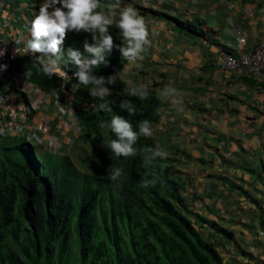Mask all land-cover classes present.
Listing matches in <instances>:
<instances>
[{"label":"crops","instance_id":"0c3cea01","mask_svg":"<svg viewBox=\"0 0 264 264\" xmlns=\"http://www.w3.org/2000/svg\"><path fill=\"white\" fill-rule=\"evenodd\" d=\"M128 6L144 18L150 43L141 68L129 70L125 63L120 71L125 81L156 91L152 139L178 170L188 207L232 236L200 222L195 227L224 264H264V74L225 70L217 60L220 50L248 52L264 40V0H119L116 10ZM141 8L176 16L203 35L178 32ZM36 11L30 0H0V37L25 45L24 26L30 27ZM73 83L60 93L27 86L23 101L13 95L0 105V118L3 112H30L21 122L36 133L31 142L42 152L67 153L80 134ZM168 84L181 91L183 111L160 95ZM7 136L19 135L12 128L0 132V139Z\"/></svg>","mask_w":264,"mask_h":264},{"label":"trees","instance_id":"16d2710c","mask_svg":"<svg viewBox=\"0 0 264 264\" xmlns=\"http://www.w3.org/2000/svg\"><path fill=\"white\" fill-rule=\"evenodd\" d=\"M113 2L102 0L105 9ZM141 9L178 32L203 35L176 16ZM113 31L120 44L119 30ZM86 38L91 43L86 33L66 32L63 47L83 52ZM107 59L94 74L115 75L126 63L116 49ZM125 86L119 78L110 86L112 112H94L95 101L78 85L79 103L73 107L80 134L67 153L42 152L21 136L0 139V264H224L195 223L225 237L231 231L188 207L179 172L168 159L154 168L160 177L156 185L142 186L153 171L144 161V148L157 147L153 139L140 138L137 154L128 158L117 159L104 147L113 137L100 124L113 114L131 121L134 129L140 121L159 118L160 99L152 88L148 100L129 98L135 114L120 109ZM109 167H120L126 178L110 182Z\"/></svg>","mask_w":264,"mask_h":264},{"label":"clouds","instance_id":"9594fccd","mask_svg":"<svg viewBox=\"0 0 264 264\" xmlns=\"http://www.w3.org/2000/svg\"><path fill=\"white\" fill-rule=\"evenodd\" d=\"M116 3L118 4L119 0H116ZM110 26L119 30L120 44H114ZM69 31L83 32L90 36L91 43L85 39L83 52L71 47L65 51L63 45L66 32ZM148 37L144 18L138 14L135 7L121 8L118 18H114L112 10L103 7L102 0H43L30 22L29 38L24 51L25 55L33 57L36 53L41 54L36 57L35 67L38 73L48 78L56 75L63 78L65 83L75 80L76 83L72 84L73 91L80 89L78 85L86 89L89 97L95 101L92 105L94 112H112L109 107V104L113 103L109 100L112 96L110 86L115 85L118 78L124 81V73L120 71L105 77L94 74L93 70L101 65L106 66L107 58L114 49L119 51L129 70L141 68L143 52L150 43ZM0 56H3V51ZM68 65L76 68L71 77L64 70ZM6 69V64H0V72ZM125 84V98L120 99L118 106L132 115L137 109L129 98L134 97L141 102L148 100L149 89L143 83L125 81ZM160 95L168 98L178 111H183L182 93L178 88L168 84ZM100 127L112 135L113 138L104 147L117 159L135 156L137 150L134 145L137 141L140 138L154 137L153 123L148 119L140 121L134 129L131 121L113 114L109 120L103 121ZM144 153L145 164L153 168L149 178L142 184L147 188L155 186L159 181L160 177L154 168L159 161L166 159L168 154L158 146H146ZM106 174L113 183H119L126 178L124 170L120 167H109Z\"/></svg>","mask_w":264,"mask_h":264},{"label":"built area","instance_id":"2783aa9c","mask_svg":"<svg viewBox=\"0 0 264 264\" xmlns=\"http://www.w3.org/2000/svg\"><path fill=\"white\" fill-rule=\"evenodd\" d=\"M250 14L249 10L245 11ZM239 44L245 43V38L240 36L238 39ZM24 44L18 43L15 40L4 39L0 37V52L3 51V56H0V64H6L7 69L0 72V105L8 103L13 95H20L19 100L23 101L27 97L28 91L26 87H37L28 81L30 75L29 71H12L10 70V62L24 56ZM41 54L36 53L35 58ZM31 56V55H30ZM217 60L221 68L225 70H237L239 68H246L248 72L254 77H260L264 74V40L261 41L254 49L248 52H229L228 50H220L217 55ZM69 77L76 71L74 66L68 65L65 69ZM60 78V77H59ZM75 81V80H70ZM69 81V82H70ZM68 82V83H69ZM68 83H65L61 78V83L52 88L57 93H60L62 88H66ZM69 89V86L68 88ZM14 113L3 112L0 118V132L5 131L7 128L15 129V134L24 137L28 141H35L37 138L36 133L27 125L28 122H21L28 118V112L25 110H18ZM46 131L49 129L48 125L43 127Z\"/></svg>","mask_w":264,"mask_h":264},{"label":"water","instance_id":"95a60500","mask_svg":"<svg viewBox=\"0 0 264 264\" xmlns=\"http://www.w3.org/2000/svg\"><path fill=\"white\" fill-rule=\"evenodd\" d=\"M37 60L32 56H24L10 62V70L12 71H29L28 81L43 89H52L61 83V78L53 75L51 78L46 77L36 70Z\"/></svg>","mask_w":264,"mask_h":264},{"label":"rangeland","instance_id":"374dc122","mask_svg":"<svg viewBox=\"0 0 264 264\" xmlns=\"http://www.w3.org/2000/svg\"><path fill=\"white\" fill-rule=\"evenodd\" d=\"M30 1L32 2L33 6H37V8H39L41 3L43 2V0H30ZM117 5L118 4H116V1L114 0L113 4L111 3L106 7V9L112 10L114 18H118V15H119L118 11L116 10ZM57 7H59V6L57 5ZM21 25H23V23H21ZM29 28L30 27L24 26V29H26V31H28V32H29ZM113 29H114V27L110 26V34L112 35L113 39H115V38L118 39V37L116 36V33L113 31ZM113 42H114V44H117L116 41L113 40ZM74 101L76 103H79L77 97H75ZM31 141H33V140H31Z\"/></svg>","mask_w":264,"mask_h":264}]
</instances>
